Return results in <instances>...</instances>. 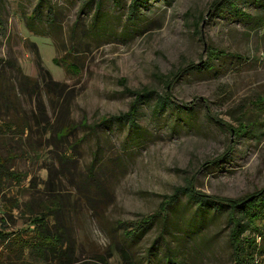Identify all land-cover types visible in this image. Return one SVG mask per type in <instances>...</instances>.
Instances as JSON below:
<instances>
[{
    "label": "rangeland",
    "instance_id": "1",
    "mask_svg": "<svg viewBox=\"0 0 264 264\" xmlns=\"http://www.w3.org/2000/svg\"><path fill=\"white\" fill-rule=\"evenodd\" d=\"M100 1L96 16L95 0H0V57L36 80L41 61L64 84L60 102L67 95L69 121L93 125L102 115L126 111L133 95L125 87L163 93L165 76L188 62L209 61L211 68L192 69L168 86L174 104L187 108L155 114L153 100L140 104L142 135L117 123L76 129L84 139L74 172L82 178L96 152L107 194L102 217L80 216L79 243L104 250L113 245L106 228L136 264H232L226 208L200 212L181 194L163 237L158 219L135 238H124L125 227L115 224L155 211L163 196L188 184L202 194L243 200L264 189V24L257 23L264 0H147L132 17L130 0ZM210 46L227 54L209 58ZM239 122L247 128L237 136L230 126ZM14 165L28 170V179L45 176L40 162L15 159ZM10 186L8 197L18 193ZM3 209L0 197V215ZM13 213L19 227L23 219ZM252 227L243 237L264 248V218ZM261 247L251 264H264ZM112 252L110 264H121Z\"/></svg>",
    "mask_w": 264,
    "mask_h": 264
},
{
    "label": "trees",
    "instance_id": "2",
    "mask_svg": "<svg viewBox=\"0 0 264 264\" xmlns=\"http://www.w3.org/2000/svg\"><path fill=\"white\" fill-rule=\"evenodd\" d=\"M121 1L112 0L115 6H119ZM146 2L130 0L128 16H135ZM217 3L214 1L213 5ZM227 3L231 5L232 2L227 0ZM94 6L97 16L101 1L95 0ZM235 11L241 16H248L239 8H235ZM257 23L259 27L264 24V11ZM207 53L209 58L227 54L211 46L207 47ZM36 62L38 74L42 75L37 80L22 74L15 62L0 57V197L4 203L0 215V264H110L112 249L119 254L121 264H136L129 251L106 228L113 245L102 251L85 249L78 241L76 225L80 216L88 211L91 217H102L98 209L107 194L104 177L99 173L103 165L96 152L82 178H78L79 175L74 172L75 163L79 170L78 147L84 139L83 135L76 136L75 131L81 126L109 127L117 123L127 124L135 134L142 135L143 129L137 123L139 105L153 100L152 110L155 114L172 106L187 108L186 105L174 104L168 86L188 71L211 68V64L209 61L188 62L172 71L163 79V93L151 87L139 90L125 87V92L133 95L129 108L118 114L102 115L96 123L89 125L84 118L77 123L69 121L68 115H65L69 110V102L65 100L67 95L60 102L64 84L53 80L41 61ZM23 103L29 106L27 110L22 107ZM55 112L62 115H54ZM230 127L239 136L246 131L247 125L239 122L238 127ZM15 159L32 164L40 162L39 166L45 171V176L34 174L28 179L29 171L17 169ZM10 185H14L18 193L8 197ZM181 194L187 195L200 212L226 208L227 222L230 224L232 264H251L252 254L261 246L255 243L254 238H244L243 235L248 231L252 233V223L258 218H264V189L256 191L250 201L243 203L245 196L228 198L202 194L188 184L163 196L155 211L131 221L116 220L115 226L125 227L124 238H135L141 236L158 219L161 221L159 236L163 237L167 231L169 208ZM14 210L23 219L19 227H15ZM259 250L261 252L264 248ZM164 257L169 263L172 262L168 252Z\"/></svg>",
    "mask_w": 264,
    "mask_h": 264
},
{
    "label": "water",
    "instance_id": "3",
    "mask_svg": "<svg viewBox=\"0 0 264 264\" xmlns=\"http://www.w3.org/2000/svg\"><path fill=\"white\" fill-rule=\"evenodd\" d=\"M253 197H254V196H250V197H248L247 199L243 200V203H246V202L250 201Z\"/></svg>",
    "mask_w": 264,
    "mask_h": 264
}]
</instances>
